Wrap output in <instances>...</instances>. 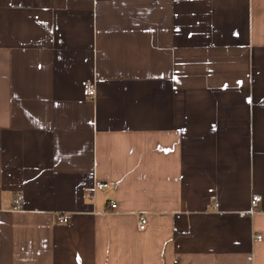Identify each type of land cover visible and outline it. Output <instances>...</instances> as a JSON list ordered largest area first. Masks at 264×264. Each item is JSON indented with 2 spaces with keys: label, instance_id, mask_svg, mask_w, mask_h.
<instances>
[{
  "label": "crops",
  "instance_id": "0c3cea01",
  "mask_svg": "<svg viewBox=\"0 0 264 264\" xmlns=\"http://www.w3.org/2000/svg\"><path fill=\"white\" fill-rule=\"evenodd\" d=\"M0 264H264V0H0Z\"/></svg>",
  "mask_w": 264,
  "mask_h": 264
},
{
  "label": "built area",
  "instance_id": "2783aa9c",
  "mask_svg": "<svg viewBox=\"0 0 264 264\" xmlns=\"http://www.w3.org/2000/svg\"><path fill=\"white\" fill-rule=\"evenodd\" d=\"M82 92H83L84 96H86L90 99L94 98L96 95V90H95V87L92 83H86L83 86ZM107 186H108V183H106V182H97V183H95L94 188L105 189ZM209 192L211 193L210 197H211V200H213V206L215 208H217L218 202L216 201V197L212 193L213 190L209 189ZM260 200H261V196L259 194H257V193L252 194L251 199H250L249 209L246 211H240L238 213L239 216L244 217V216L252 215L256 211L257 205H258ZM21 201H22V195L19 194L15 197V203L13 206L14 210H18L21 208ZM109 203H110L111 208L116 207V204L112 200ZM69 219H70V217L68 214H61L58 216L59 223H63V224L68 223ZM146 223H147V219H146L145 215H139V219H138L139 228L143 229L146 226ZM260 237H261L260 235H257V239H260Z\"/></svg>",
  "mask_w": 264,
  "mask_h": 264
}]
</instances>
